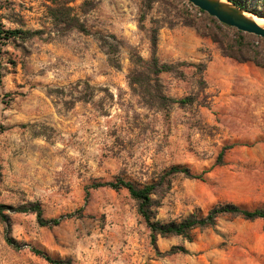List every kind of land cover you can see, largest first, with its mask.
Masks as SVG:
<instances>
[{
	"label": "rangeland",
	"instance_id": "374dc122",
	"mask_svg": "<svg viewBox=\"0 0 264 264\" xmlns=\"http://www.w3.org/2000/svg\"><path fill=\"white\" fill-rule=\"evenodd\" d=\"M56 1L0 0L4 28L23 32L0 37V204L13 209L0 218V264H51L33 248L71 264H264L262 219L222 215L191 239L153 243L127 189L93 187L156 183L183 165L206 172L168 176L153 220L264 208V68L226 56L182 0L70 2L88 32L59 24ZM244 2L264 12V0ZM154 27L158 62L174 68L158 75ZM32 203L46 218L71 215L42 226L17 211Z\"/></svg>",
	"mask_w": 264,
	"mask_h": 264
},
{
	"label": "trees",
	"instance_id": "16d2710c",
	"mask_svg": "<svg viewBox=\"0 0 264 264\" xmlns=\"http://www.w3.org/2000/svg\"><path fill=\"white\" fill-rule=\"evenodd\" d=\"M74 0H62L56 1L54 6H50L51 16L59 23L64 24L66 29L76 28L82 32H88L86 25L79 20V18L73 14L72 6L69 3ZM153 1V0H148ZM184 4H187L186 15L193 17L195 20H190L189 24L197 25L198 31L202 35L210 36L215 42H218L222 48L223 53L226 56L232 57L240 62L252 61L258 66L264 68V38L256 36L254 34L242 32L234 27L228 26L219 22L215 17L209 15L205 11L195 7L192 3L187 0H182ZM238 4L239 6L253 11L257 14L264 16V12L257 9H252L244 2V0H229ZM89 0L86 1V4ZM196 11L194 15L192 11ZM152 36V60L154 61L155 74H160L165 71H172L173 65L162 63L159 64L158 54V42H159V27H154L151 31ZM23 34L18 29H5L0 18V37L5 39L19 37ZM114 54L116 52H113ZM116 63V58L111 60ZM139 80L134 78V83H139ZM160 100H166L165 96H161ZM180 104H187L192 102V98H184L175 100ZM224 152L220 155V161L223 159ZM206 171L202 174H194L192 170L183 165H173L165 175L162 176L160 182L149 183L143 186L136 185L131 180L119 177L116 180L97 182L93 187H110L113 189L125 188L129 191L130 195L136 200L138 204V211L140 215L146 221L148 227L151 230V236L153 243H156L159 236H172L178 235L188 239H191L192 233L197 228H206L213 226L217 223V220L222 215L239 216L249 220L262 219L264 220V208L247 209L241 205L235 203H219L213 206L207 214L200 212H193L187 217L180 221H171L163 223L159 220L154 219V198L153 195L157 191L160 185H163L167 180L166 178L170 175L183 173L186 176L201 179ZM5 209H12L6 205L0 204V218L6 223L9 221L7 214L4 212ZM13 210V209H12ZM17 211L22 212H33L37 216L38 222L42 226H54L60 224L66 217L61 216L58 218H46L44 216L43 208L38 203H32L29 205H23L18 208ZM8 242L13 245V239L8 238ZM178 251H186L184 247H176ZM33 251L43 256L51 264H71L70 261L58 260L51 257L47 252L39 248H33ZM176 251V250H175Z\"/></svg>",
	"mask_w": 264,
	"mask_h": 264
},
{
	"label": "water",
	"instance_id": "95a60500",
	"mask_svg": "<svg viewBox=\"0 0 264 264\" xmlns=\"http://www.w3.org/2000/svg\"><path fill=\"white\" fill-rule=\"evenodd\" d=\"M195 7L215 17L219 22L242 32L264 38V27L246 15L249 10L229 0H187Z\"/></svg>",
	"mask_w": 264,
	"mask_h": 264
},
{
	"label": "bare ground",
	"instance_id": "6f19581e",
	"mask_svg": "<svg viewBox=\"0 0 264 264\" xmlns=\"http://www.w3.org/2000/svg\"><path fill=\"white\" fill-rule=\"evenodd\" d=\"M226 1V0H221ZM246 15L255 20L260 26L264 27V16L257 14L253 11L246 12Z\"/></svg>",
	"mask_w": 264,
	"mask_h": 264
}]
</instances>
